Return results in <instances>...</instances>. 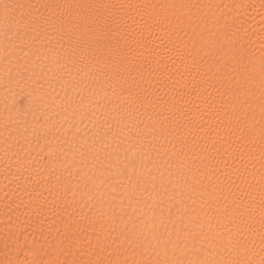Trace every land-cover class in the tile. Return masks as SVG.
Wrapping results in <instances>:
<instances>
[{
	"label": "bare ground",
	"instance_id": "obj_1",
	"mask_svg": "<svg viewBox=\"0 0 264 264\" xmlns=\"http://www.w3.org/2000/svg\"><path fill=\"white\" fill-rule=\"evenodd\" d=\"M0 264H264V0H0Z\"/></svg>",
	"mask_w": 264,
	"mask_h": 264
}]
</instances>
